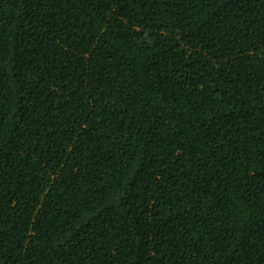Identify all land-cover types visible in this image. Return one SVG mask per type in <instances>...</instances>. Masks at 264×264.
<instances>
[{"label": "trees", "instance_id": "16d2710c", "mask_svg": "<svg viewBox=\"0 0 264 264\" xmlns=\"http://www.w3.org/2000/svg\"><path fill=\"white\" fill-rule=\"evenodd\" d=\"M0 264H264V0H0Z\"/></svg>", "mask_w": 264, "mask_h": 264}]
</instances>
